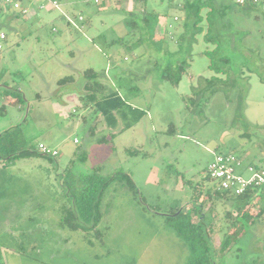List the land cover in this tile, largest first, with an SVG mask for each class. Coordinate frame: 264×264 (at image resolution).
I'll return each mask as SVG.
<instances>
[{
	"label": "rangeland",
	"instance_id": "1",
	"mask_svg": "<svg viewBox=\"0 0 264 264\" xmlns=\"http://www.w3.org/2000/svg\"><path fill=\"white\" fill-rule=\"evenodd\" d=\"M184 1L72 0L74 6L40 10L39 0L34 9L23 7L30 10L25 15L0 0V34L6 36L0 133H14V153H39L40 143L59 152L53 160L0 157L2 264H188L189 247L167 217L177 209L207 226L216 264H264V200L256 197L243 211L256 219L245 231L241 222L231 225L237 212L216 200L214 190L211 198L208 191L216 186L204 180L218 154L235 152L264 168V5L250 14L228 10L224 17L225 44L214 56H227L231 67L238 64L244 72L228 79L213 71L204 52L215 46L202 34L176 85L161 73L177 62ZM87 70L99 73L106 92L117 91L145 110V117L131 129L122 123L108 128L80 99L79 80ZM66 77L76 83L60 87ZM89 127L108 143L98 144ZM79 151L86 161L76 158ZM97 169L107 179L129 174L138 190L130 192L119 181L105 190L100 237L61 225L71 178ZM226 238L231 245L220 251Z\"/></svg>",
	"mask_w": 264,
	"mask_h": 264
},
{
	"label": "trees",
	"instance_id": "2",
	"mask_svg": "<svg viewBox=\"0 0 264 264\" xmlns=\"http://www.w3.org/2000/svg\"><path fill=\"white\" fill-rule=\"evenodd\" d=\"M60 1L62 2L63 0ZM137 1L143 2L146 0ZM258 7L259 5L252 3L239 6L234 0H185L182 3V7L178 8L179 11L183 12L185 18L182 23L184 32L177 39L179 45V51L176 54L177 62H174V64H167L161 73V79L170 81L176 85L180 82L182 75L191 66L190 61L193 59V47L198 42V36L202 34L207 44L215 46L214 52H210L209 50L204 52L205 55L211 56L210 67L213 71L217 74L224 73L228 76V79L231 78L234 72H244L242 66L239 70L238 64L237 66L233 65L231 67L232 60L227 56L215 58L214 53L222 49L225 44L223 41L225 36L224 28L226 26L224 24V17H226L228 10L234 9L250 14L252 11H257ZM205 9L206 11L204 13ZM205 22H207V24L204 27L203 23ZM135 29L136 27H134V30ZM205 31L206 33H204ZM143 33L146 34V30H144ZM149 34H152L151 30ZM241 64H243V62H241ZM216 79L217 78H215V81ZM79 81L80 87L78 90L84 107H89L95 114L100 115L108 128L115 129L122 123L124 130L131 129L145 117V110L126 102L117 91L109 90L106 92L107 87L100 79L99 73L93 70H87L82 74ZM213 81H208L207 84H211ZM218 81L223 80L218 79ZM74 83H76L74 77H66L58 81L60 87ZM236 118H242L240 110H237ZM85 119L84 117V120ZM86 122H88V120ZM95 131L96 128L89 127L90 137L94 138L98 144L108 143L106 136L97 137L95 136ZM13 134L12 131L0 133L1 158L5 156L8 160H15L30 158L37 155L46 157L50 160L56 159L29 151L14 153V145H11ZM128 153L137 154L139 152H132L129 150ZM76 158L84 162L87 160V154L84 151H79ZM204 178L205 181H209L206 176ZM71 179L73 180L72 182H75L71 187L68 186L70 190L68 194L69 203L62 207L61 225L72 231H82L84 235H90V232L93 231L95 234L93 236L95 237L101 236L100 232L96 229L102 220L100 204L105 190L113 182L119 181L121 184L124 183L130 192L136 193L138 191L132 177L125 173H117L113 177L107 179L104 178L97 169L90 175H82L79 178L72 177ZM69 182H71V180H69ZM212 190H214V197L216 200L228 201L232 209L237 212L236 218H233L232 215L228 213V217L233 218L231 225L234 226L236 221L241 222L243 228L247 231V228L250 227L256 219L251 222V217L248 214H243V211L256 198V191L249 190L242 196H234L214 188L211 189V193L210 190L208 191L211 198L213 196ZM257 199L258 201L260 199V201H262V199L264 200V196H258ZM200 211L201 210H199V212ZM167 217L173 220L172 225L176 234L180 238H183L189 247L190 256L188 264H216L215 260L218 251L213 247L210 234L205 224L202 222L199 224L194 223L191 214L185 215L179 209L172 212L170 216L167 215ZM250 222L251 224H249ZM212 230L211 228V231ZM230 245V239L226 238L221 244L220 251H225ZM0 264H2L1 254Z\"/></svg>",
	"mask_w": 264,
	"mask_h": 264
},
{
	"label": "built area",
	"instance_id": "3",
	"mask_svg": "<svg viewBox=\"0 0 264 264\" xmlns=\"http://www.w3.org/2000/svg\"><path fill=\"white\" fill-rule=\"evenodd\" d=\"M119 0H94L95 4H115ZM239 6H245L248 3L255 5H264V0H234ZM61 1L59 0H43L40 4V10L47 9L50 6L52 9H60ZM12 7L22 14L27 15L29 9L23 8L14 0H2V7L7 5ZM82 19V18H81ZM6 39L5 34H0V50L3 48L2 42ZM38 152L52 158L59 156L57 150L51 149L45 144L38 145ZM206 177L216 186L215 188L221 192H226L234 196H242L249 190L256 191V197L264 196V168L247 164L240 155L235 152L227 154L215 155L210 163Z\"/></svg>",
	"mask_w": 264,
	"mask_h": 264
},
{
	"label": "crops",
	"instance_id": "4",
	"mask_svg": "<svg viewBox=\"0 0 264 264\" xmlns=\"http://www.w3.org/2000/svg\"><path fill=\"white\" fill-rule=\"evenodd\" d=\"M21 2H22V4L25 6V7H29V8H31V9H34V8H36V2L37 1H39V0H20ZM72 1V0H71ZM67 2V3H63V1H62V3L66 6V7H69V5L67 6V4L68 3H71V5L72 6H74V3L73 2ZM75 2H77L78 0H74ZM39 3V2H38ZM70 5V6H71ZM33 18V17H32ZM112 73V70L110 71V74ZM112 80V79H111ZM9 92L12 90L11 88H9V89H7ZM7 91V92H8ZM7 96V95H6ZM19 99V98H18ZM14 101H19V100H17V98L15 97L13 100H12V103L14 102ZM17 102H15V103H17ZM40 144H44V143H40ZM46 145V144H45ZM46 146H48V145H46ZM49 147V146H48ZM52 149V148H51ZM55 150V149H54ZM57 158V157H56Z\"/></svg>",
	"mask_w": 264,
	"mask_h": 264
}]
</instances>
